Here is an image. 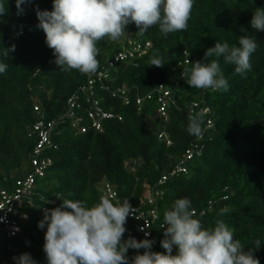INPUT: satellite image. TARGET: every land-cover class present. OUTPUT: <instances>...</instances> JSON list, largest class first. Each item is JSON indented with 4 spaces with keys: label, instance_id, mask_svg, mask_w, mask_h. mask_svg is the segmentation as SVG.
<instances>
[{
    "label": "trees",
    "instance_id": "obj_1",
    "mask_svg": "<svg viewBox=\"0 0 264 264\" xmlns=\"http://www.w3.org/2000/svg\"><path fill=\"white\" fill-rule=\"evenodd\" d=\"M0 2L8 8V13L0 16V62L8 65L6 72L0 73V190L12 192L16 181L31 172L30 154L38 141L35 123L67 112L69 96L86 84L89 75L59 69L44 32L37 27L36 10L51 11L53 0L22 3L21 14H17L16 0ZM258 7H264V0H195L187 31L165 36L154 26L141 33L131 23L119 40L99 41L98 69L130 47L129 40L150 42V46L144 55L110 68L104 79L110 89L95 96L105 111L113 113L112 118L102 120L101 130L92 127L87 118L90 104L81 94V108L75 111L86 131L72 128L71 118L53 127L52 145L40 154L50 159L51 165L36 181L35 205L27 209L28 220L15 236L0 229V264H16L13 258L23 253L30 254L37 264H47L43 251L46 226L38 228L42 207H59L66 198L83 200L90 207L102 196L109 197L106 183L117 191L113 202L128 199L131 205L139 204L145 184L152 191L162 190L161 197L149 206L158 213L151 251H165L160 243L164 213L176 199L186 197L204 227L224 220L235 228L234 238L242 242L244 251L251 250L264 264V31L250 25ZM243 34L254 37L258 47L251 56V70L243 75L219 58L229 83L227 92L187 85L182 72L191 67L186 64L188 59L207 63L215 59H205L207 49L217 41L238 46ZM13 45L15 50L5 56L4 49ZM186 50L189 57L184 56ZM153 55L163 57L162 68L149 65ZM160 95L167 103V119L157 112ZM194 102L200 105L192 111ZM200 106L209 107V111L202 113ZM194 112L202 113L204 120L205 131L199 138L187 132L188 116ZM208 119L213 121L209 128L205 126ZM161 132L164 136H159ZM195 145L200 152L186 162L188 172L170 176L159 186L162 175ZM50 200L55 204H49ZM224 208L228 211L221 215ZM136 225L129 217L125 227L135 230ZM128 238L126 231L124 239ZM257 240L259 248H255ZM128 256L131 261L135 251L129 249Z\"/></svg>",
    "mask_w": 264,
    "mask_h": 264
},
{
    "label": "clouds",
    "instance_id": "obj_2",
    "mask_svg": "<svg viewBox=\"0 0 264 264\" xmlns=\"http://www.w3.org/2000/svg\"><path fill=\"white\" fill-rule=\"evenodd\" d=\"M16 0L17 14L22 3ZM195 0H53L52 10H36L37 27L45 34L46 45L53 51L55 63L65 71L77 70L81 74H95L99 68L97 43L105 38L117 41L126 35V27L134 23L139 32L145 33L154 26L167 36L187 31ZM8 13L7 4L0 2V16ZM252 29L264 31V7L255 8L250 21ZM241 32L247 33L241 28ZM258 44L254 37L240 35L238 46L216 42L205 52L207 63L189 59L182 76L191 88L229 90L228 80L221 69L219 58L235 66V73L251 70V56ZM4 55L14 51L4 49ZM189 57L190 52L185 51ZM163 57L153 55L150 66L162 68ZM8 65L0 62V73ZM203 115L194 112L188 116L187 132L202 137ZM55 208H44L38 228L44 229L43 251L47 264H260L251 250L234 238L235 228L224 220H217L214 227L206 228L195 218L189 198H178L171 209L164 213L160 228L164 239L160 241L164 252L151 251L153 241L124 239L126 223L135 216L128 199L122 203L102 196L98 203L88 206L83 200L64 199ZM227 208L221 209L223 215ZM142 230V229H141ZM149 234L145 233L147 237ZM256 247L261 242L257 240ZM175 248V254L173 249ZM129 249H144L129 260ZM16 264H37L28 253L13 258Z\"/></svg>",
    "mask_w": 264,
    "mask_h": 264
},
{
    "label": "built area",
    "instance_id": "obj_3",
    "mask_svg": "<svg viewBox=\"0 0 264 264\" xmlns=\"http://www.w3.org/2000/svg\"><path fill=\"white\" fill-rule=\"evenodd\" d=\"M128 43L130 44V47H127L122 52L115 55L113 59H110L107 67L98 69L95 74H90L86 84L80 86L78 92H74L71 96H69L67 101V112L59 118L48 120L39 119L35 123L33 128L37 132L38 141L30 154L32 163L31 172H29L27 176L19 178L16 181L12 192L4 189L0 190V229L3 230L7 236H15L22 231L23 223L29 218L27 209L28 207L35 205L34 195L35 189L37 188L36 181L38 178L45 176L47 168L51 165V160L41 157L40 154L52 145L51 133L53 127L64 122L66 119L71 118L73 119L71 122L72 128H79L82 132L86 131V128L81 126L78 122L81 120V117H76L75 109L81 108L79 95L81 94L80 96L85 97L86 101L90 104L87 109V118L90 120L93 125L92 127L95 129L101 130L102 120L113 117V113L105 111L101 106L100 98H96L95 96L99 91H108L110 89L107 83L104 82V79L109 77L110 68L115 67L118 62L125 59L144 55L147 48L150 46V42L142 44L141 42L129 40ZM161 86L162 85H160L158 89L159 92ZM167 93L168 92H164V95ZM114 95H116V93L112 94V96ZM140 101L141 99L139 98L137 102L139 103ZM159 101H161V104L157 108V112L161 114L164 119H167V103L161 95L159 96ZM199 105V102H194L191 105V110L193 111L194 107H198ZM35 109L38 110V106H35ZM199 110L202 113H207L209 111V107L200 106ZM212 124L213 121L208 119L205 126L209 128L212 127ZM159 136H164V133L161 132ZM166 142L169 144L170 140L167 139ZM199 152L200 150H198L196 145L186 149L183 156H181V160L176 164V166L169 173L162 175L158 181V185H164L170 176L187 173L188 167L186 162ZM149 187V185L145 184L143 198L140 199L138 205H131L133 208H136L135 216H130L137 223L136 229H127L126 231L129 237L135 238L137 241L147 238L152 240L154 244L155 238L153 237L152 227L157 221L158 213L155 208H150L149 206L154 205L163 192L160 189L152 191ZM104 189L110 198H115L117 196L116 189H114L112 185L109 186V183H106ZM49 204L53 205L55 204V201L50 200ZM211 204L212 201H209V205ZM44 208L46 207H42V212ZM205 211L206 210H203L201 213L203 214ZM193 212L195 213V210H193ZM145 233H148L149 235L146 237ZM162 239H164V237ZM133 250L135 251V255L137 252L141 254L144 252V249Z\"/></svg>",
    "mask_w": 264,
    "mask_h": 264
},
{
    "label": "rangeland",
    "instance_id": "obj_4",
    "mask_svg": "<svg viewBox=\"0 0 264 264\" xmlns=\"http://www.w3.org/2000/svg\"><path fill=\"white\" fill-rule=\"evenodd\" d=\"M39 186H42V184H41V183H39Z\"/></svg>",
    "mask_w": 264,
    "mask_h": 264
}]
</instances>
